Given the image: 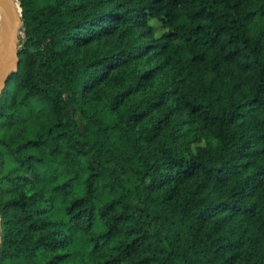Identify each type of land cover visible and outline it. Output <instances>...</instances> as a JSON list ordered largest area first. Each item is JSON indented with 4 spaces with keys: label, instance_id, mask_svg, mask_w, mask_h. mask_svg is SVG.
<instances>
[{
    "label": "trees",
    "instance_id": "1",
    "mask_svg": "<svg viewBox=\"0 0 264 264\" xmlns=\"http://www.w3.org/2000/svg\"><path fill=\"white\" fill-rule=\"evenodd\" d=\"M17 1L0 264H264V0Z\"/></svg>",
    "mask_w": 264,
    "mask_h": 264
},
{
    "label": "water",
    "instance_id": "2",
    "mask_svg": "<svg viewBox=\"0 0 264 264\" xmlns=\"http://www.w3.org/2000/svg\"><path fill=\"white\" fill-rule=\"evenodd\" d=\"M16 1L0 0V94L10 74L17 71L23 21L21 6L19 13Z\"/></svg>",
    "mask_w": 264,
    "mask_h": 264
},
{
    "label": "rangeland",
    "instance_id": "3",
    "mask_svg": "<svg viewBox=\"0 0 264 264\" xmlns=\"http://www.w3.org/2000/svg\"><path fill=\"white\" fill-rule=\"evenodd\" d=\"M151 24L155 27V30H156V35H160L162 34V28H161V25L156 22V21H152ZM137 33H139V31H137ZM20 37H22V34H20ZM22 115L24 117H26L28 114L25 112V111H22ZM70 115V112L68 113V116ZM81 127H83V120L81 119L80 116L77 117Z\"/></svg>",
    "mask_w": 264,
    "mask_h": 264
},
{
    "label": "bare ground",
    "instance_id": "4",
    "mask_svg": "<svg viewBox=\"0 0 264 264\" xmlns=\"http://www.w3.org/2000/svg\"><path fill=\"white\" fill-rule=\"evenodd\" d=\"M16 7H17L18 12L21 13V9H20L19 3L17 1H16Z\"/></svg>",
    "mask_w": 264,
    "mask_h": 264
}]
</instances>
